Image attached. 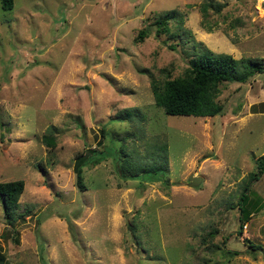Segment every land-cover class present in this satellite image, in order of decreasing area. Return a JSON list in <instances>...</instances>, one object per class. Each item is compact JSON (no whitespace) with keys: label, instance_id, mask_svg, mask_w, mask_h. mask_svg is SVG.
<instances>
[{"label":"rangeland","instance_id":"obj_1","mask_svg":"<svg viewBox=\"0 0 264 264\" xmlns=\"http://www.w3.org/2000/svg\"><path fill=\"white\" fill-rule=\"evenodd\" d=\"M209 3L221 7L203 14ZM169 10L176 36L148 27L134 41ZM204 48L264 61V0L0 7V181H23L11 225L0 200V264H264V207L248 206L240 228L237 209L264 154V70L222 83L219 115H166L153 103L150 77L180 75ZM86 148L103 159L82 165L80 191L72 166ZM247 194L264 204V173Z\"/></svg>","mask_w":264,"mask_h":264},{"label":"trees","instance_id":"obj_2","mask_svg":"<svg viewBox=\"0 0 264 264\" xmlns=\"http://www.w3.org/2000/svg\"><path fill=\"white\" fill-rule=\"evenodd\" d=\"M13 0H0L2 9H10ZM207 5L212 7L214 11H218V5L201 4L200 11L206 14ZM174 10L165 11L157 14L152 18L146 27H140L135 36L134 41L140 42L150 34L148 27H152L154 35L158 36L164 33L169 37L176 36V33L170 32L168 23L170 20L176 19ZM210 31V28H208ZM264 70V61L262 57H239L234 58L227 53H214L211 50L201 49L197 55H194L189 61L187 67L180 75L175 77H167L161 83H158L152 76L149 79L150 90L155 106L162 108L166 115H193L197 117L215 116L221 114L222 105L216 100L221 91V85L224 82L242 83L249 79L255 73ZM42 143L48 148L55 145V140L51 134H43L41 136ZM100 144V143H99ZM97 150L86 148L83 152H79L73 159V172L75 175V185L81 191L84 190L83 177L81 167L89 159L90 164H96L103 159L101 155H94ZM94 155V157L92 156ZM92 156V157H91ZM122 166V165H121ZM156 164L149 166L145 172L159 170ZM122 172V170H121ZM139 172H141L139 170ZM138 172V173H139ZM137 170L130 175H136ZM264 173V154L254 159V170L249 172L248 180L243 185L242 191L238 196L237 209L239 228L242 223L248 220L249 215L253 211L256 202L260 208L264 204H260V198L250 199L247 194L249 184L254 182L259 175ZM23 190V181L21 179L0 181V200L2 205V213L6 224L11 225L17 214L18 197ZM251 200H254L251 202ZM250 206L251 212L248 208ZM254 210H257L254 208ZM211 235V232H208ZM256 247L255 245H251Z\"/></svg>","mask_w":264,"mask_h":264},{"label":"water","instance_id":"obj_3","mask_svg":"<svg viewBox=\"0 0 264 264\" xmlns=\"http://www.w3.org/2000/svg\"><path fill=\"white\" fill-rule=\"evenodd\" d=\"M200 180H201L200 176H192V174H189L187 176V183L186 184L188 186H196L199 184Z\"/></svg>","mask_w":264,"mask_h":264}]
</instances>
